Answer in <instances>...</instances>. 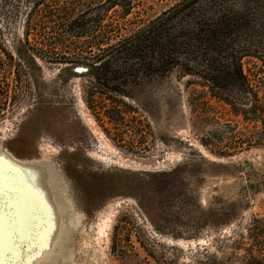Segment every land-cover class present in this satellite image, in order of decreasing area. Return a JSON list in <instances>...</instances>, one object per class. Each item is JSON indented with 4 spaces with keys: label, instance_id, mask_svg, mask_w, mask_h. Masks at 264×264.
Instances as JSON below:
<instances>
[{
    "label": "rangeland",
    "instance_id": "obj_1",
    "mask_svg": "<svg viewBox=\"0 0 264 264\" xmlns=\"http://www.w3.org/2000/svg\"><path fill=\"white\" fill-rule=\"evenodd\" d=\"M74 1L109 9L102 26L113 30L110 44L177 2L134 0L124 16L121 6L110 9V0ZM27 5L9 4L5 14L0 8V44L12 54L0 56V148L19 161L44 162L57 174L65 234L53 252L69 249L59 264H156L141 242L155 245L158 256L164 249L168 258L178 247L181 262H189L197 246L215 253L216 241L245 234L253 216L264 213V125L257 129L237 116L179 65L104 95L96 80L81 76V67L73 74L66 64L20 58L16 50L26 45L27 30L29 49L62 42L51 48L58 61L72 56L71 43L92 38L56 34L34 21L42 7ZM253 62L244 60L247 73L257 70ZM2 198L0 213L11 218L7 194L0 192ZM33 228L28 239L14 234L20 256L8 252L6 264H46L35 260L40 231Z\"/></svg>",
    "mask_w": 264,
    "mask_h": 264
},
{
    "label": "trees",
    "instance_id": "obj_2",
    "mask_svg": "<svg viewBox=\"0 0 264 264\" xmlns=\"http://www.w3.org/2000/svg\"><path fill=\"white\" fill-rule=\"evenodd\" d=\"M72 1L51 4L46 0H0L3 14L9 4L17 9L28 4L31 11L42 7L43 13L34 20L41 26L56 34L92 37L90 41L71 43L72 56L58 61L51 48L64 44L49 40L41 48L29 49L27 30L22 40L26 45L16 50L20 58L66 64L73 74L74 67H85L87 71L81 76L96 80L99 89L106 91L104 95L120 93L140 79L162 77L179 65L186 76L202 81L211 97L231 106L237 116L253 122L257 129L264 125V0H177L116 44L108 42L113 30L102 26V17L109 9L100 8L98 3ZM133 1L110 0V9L121 6L123 15L129 16ZM33 18L30 13L28 26ZM98 31L103 34L96 36ZM1 55L12 58L0 44ZM245 59H255L257 70L247 73ZM245 106L251 107L250 112L243 110ZM216 242L221 244L216 245L215 253L210 246L190 250L189 262H181L184 251L178 247L171 248L172 258H168L164 249L158 256L155 245L141 244L156 264H264V213L253 216L245 234L224 236L223 241Z\"/></svg>",
    "mask_w": 264,
    "mask_h": 264
},
{
    "label": "bare ground",
    "instance_id": "obj_3",
    "mask_svg": "<svg viewBox=\"0 0 264 264\" xmlns=\"http://www.w3.org/2000/svg\"><path fill=\"white\" fill-rule=\"evenodd\" d=\"M12 169H18V172L13 174ZM0 170L6 175L2 192L7 194L9 206L13 210L11 218L4 212L0 213V223L6 226H3L4 256L11 252L15 259L19 258L14 234L20 240L28 239L34 224L41 218L45 227L37 238L41 253L35 260L46 264L65 261L69 255L68 247L61 254L53 252L54 246L62 241L65 234L59 217L63 203L57 192L59 184L53 167L41 161H19L0 148ZM28 264H31L30 261Z\"/></svg>",
    "mask_w": 264,
    "mask_h": 264
},
{
    "label": "snow or ice",
    "instance_id": "obj_4",
    "mask_svg": "<svg viewBox=\"0 0 264 264\" xmlns=\"http://www.w3.org/2000/svg\"><path fill=\"white\" fill-rule=\"evenodd\" d=\"M18 172V169H12V173ZM34 175V174H32ZM6 180V175L3 170H0V192L3 191L4 189V184ZM3 238H4V230H3V225L0 223V264H6V261L4 259V250H3Z\"/></svg>",
    "mask_w": 264,
    "mask_h": 264
},
{
    "label": "flooded vegetation",
    "instance_id": "obj_5",
    "mask_svg": "<svg viewBox=\"0 0 264 264\" xmlns=\"http://www.w3.org/2000/svg\"><path fill=\"white\" fill-rule=\"evenodd\" d=\"M2 200H3V198L0 201L2 202ZM63 215H64V213L60 210L59 217H60V220H61L62 224L64 225L65 224V222H64L65 220H64V216ZM43 227H45V223L41 222L39 225L34 226L32 233L37 231V230L41 231L43 229Z\"/></svg>",
    "mask_w": 264,
    "mask_h": 264
},
{
    "label": "water",
    "instance_id": "obj_6",
    "mask_svg": "<svg viewBox=\"0 0 264 264\" xmlns=\"http://www.w3.org/2000/svg\"><path fill=\"white\" fill-rule=\"evenodd\" d=\"M77 68H78V67H77ZM86 71H87V69H86L85 67H81V70H80L81 73H84V72H86ZM75 72L78 73L79 71H78V70L76 71V68H75ZM80 72H79V73H80ZM81 73H80V74H81Z\"/></svg>",
    "mask_w": 264,
    "mask_h": 264
}]
</instances>
